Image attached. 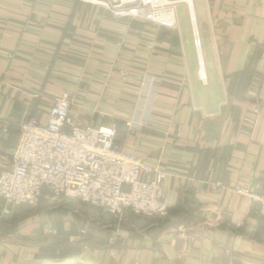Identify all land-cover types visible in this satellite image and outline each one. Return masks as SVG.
I'll list each match as a JSON object with an SVG mask.
<instances>
[{"label":"crops","instance_id":"0c3cea01","mask_svg":"<svg viewBox=\"0 0 264 264\" xmlns=\"http://www.w3.org/2000/svg\"><path fill=\"white\" fill-rule=\"evenodd\" d=\"M193 5L205 83L187 16L178 32L78 0H0V172L18 140L13 121L45 116L68 92L79 124L152 117L118 130L117 144L169 174L168 218L127 214L113 246L105 212L44 195L4 215L0 199V264H264V217L232 191L264 190V0ZM143 80L151 95L138 109Z\"/></svg>","mask_w":264,"mask_h":264},{"label":"built area","instance_id":"2783aa9c","mask_svg":"<svg viewBox=\"0 0 264 264\" xmlns=\"http://www.w3.org/2000/svg\"><path fill=\"white\" fill-rule=\"evenodd\" d=\"M109 12L117 20L140 21L160 28L178 30L176 0H78ZM192 45L199 65L203 67L202 41L195 19L188 15ZM126 80L125 76H122ZM137 108H147L151 83L143 80L136 90ZM73 97L63 92L49 112L42 116L36 110L32 118L13 121L18 140L12 151L10 168L0 172V199L7 215L19 206H35L44 195L55 199H74L94 210L114 217L108 243L113 246L121 235L124 215L164 221L169 208L164 200L163 183L168 172L160 165H150L127 155L116 143V124L109 127L90 123L79 124L71 116ZM127 119L124 125L130 134L147 128L153 118ZM3 125V132L8 130ZM215 187H223L215 184ZM232 191L249 198L264 217V190L254 194L235 186ZM241 223H236L239 228Z\"/></svg>","mask_w":264,"mask_h":264},{"label":"rangeland","instance_id":"374dc122","mask_svg":"<svg viewBox=\"0 0 264 264\" xmlns=\"http://www.w3.org/2000/svg\"><path fill=\"white\" fill-rule=\"evenodd\" d=\"M176 8V12H177V16H178V19H179V21H180V23L181 24H185V20H186V18L188 17V15L190 16V13H189V9H188V7H187V5L185 4V3H180V4H177L176 6H175ZM187 16V17H186ZM157 27V26H156ZM179 29H180V25H179V23H178V30H170V31H178L179 32ZM196 53V52H195ZM62 200V199H61ZM66 200V199H65ZM72 200V199H71ZM71 200H68V201H71ZM44 201L45 200H43V199H41V200H39L38 202H37V204L35 205V206H37V205H39V204H42V203H44ZM67 201V200H66ZM72 201H74V202H76V200H72ZM48 202V201H47ZM46 202V203H47ZM78 202V201H77ZM55 203H58V202H55ZM26 206H28V205H26ZM20 207V206H19ZM89 207V206H88ZM91 208V207H90ZM96 211V213L97 212H102V210H98V209H96L95 210ZM126 215H124V217H125ZM156 222H159V221H157V220H155Z\"/></svg>","mask_w":264,"mask_h":264},{"label":"bare ground","instance_id":"6f19581e","mask_svg":"<svg viewBox=\"0 0 264 264\" xmlns=\"http://www.w3.org/2000/svg\"><path fill=\"white\" fill-rule=\"evenodd\" d=\"M176 2H177V4L185 3L189 9V13H190L189 17H191L192 19H195V10H194V5H193V0H176ZM193 26L195 28H197L196 21L193 22ZM200 74H201V76H203L205 74L203 67L200 68Z\"/></svg>","mask_w":264,"mask_h":264},{"label":"trees","instance_id":"16d2710c","mask_svg":"<svg viewBox=\"0 0 264 264\" xmlns=\"http://www.w3.org/2000/svg\"><path fill=\"white\" fill-rule=\"evenodd\" d=\"M31 114H32V113H31ZM31 114H30V115H31ZM26 118H31V117H26ZM118 130H122L123 132H126V127H125L124 123L116 124V134H117ZM115 141H116V143H117L116 138H115Z\"/></svg>","mask_w":264,"mask_h":264}]
</instances>
